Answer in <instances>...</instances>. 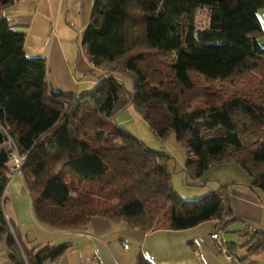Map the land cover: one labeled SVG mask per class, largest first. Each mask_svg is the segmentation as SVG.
<instances>
[{"label": "trees", "instance_id": "trees-1", "mask_svg": "<svg viewBox=\"0 0 264 264\" xmlns=\"http://www.w3.org/2000/svg\"><path fill=\"white\" fill-rule=\"evenodd\" d=\"M16 1L0 0V10ZM263 7L264 0H94L82 43L91 64L110 76L79 95L50 89L46 59L27 56L24 32L0 17V237L7 233L16 264H44L64 246L27 250L7 219L9 138L26 156L21 174L33 215L51 229L80 228L94 215L143 231L214 221L220 232L230 221L227 185L200 199L179 198L171 157L107 121L131 104L157 136L176 134L189 153L187 173L199 177L212 165L238 164L264 194ZM201 11L208 21L198 29ZM173 57L164 72L162 61ZM114 72L130 76L133 88ZM246 72L260 76L247 97L212 85H230ZM64 166L89 180V188L75 190L59 172ZM252 236L247 252H263L264 232ZM228 246L233 251L235 243Z\"/></svg>", "mask_w": 264, "mask_h": 264}, {"label": "crops", "instance_id": "crops-1", "mask_svg": "<svg viewBox=\"0 0 264 264\" xmlns=\"http://www.w3.org/2000/svg\"><path fill=\"white\" fill-rule=\"evenodd\" d=\"M93 1L19 0L1 9L0 17L6 18L13 29L24 32V52L27 56H45L50 42V28H44V23L38 17L59 16L64 2L65 12L68 14L69 6L73 4V19L79 20L84 32L91 18ZM48 5H53L49 11ZM258 16L264 29V7L258 10ZM86 58L83 65L87 71H100L91 64L89 55ZM230 166L232 165H223L221 169L227 170L232 176L230 168L235 167ZM235 170H238L244 180L220 176H214L212 180L219 187L227 185L228 198L231 197L232 204L230 213L261 222L264 216L263 193L251 187L252 180L248 173L237 168ZM5 195L6 198L8 196L5 215L13 222L15 233L25 249L44 244L64 246L57 257L47 259L44 264H228L225 257L216 250L210 236L214 232V221H204L186 229L159 228L143 231L125 221L115 222L107 217L94 215L80 228L51 229L38 222L33 215L29 191L21 173L13 174ZM7 237V233L0 237V247L9 256L12 250L7 244ZM225 243L228 246L231 242ZM93 257L96 259L92 260ZM9 258L6 257V264H11L12 259Z\"/></svg>", "mask_w": 264, "mask_h": 264}, {"label": "rangeland", "instance_id": "rangeland-1", "mask_svg": "<svg viewBox=\"0 0 264 264\" xmlns=\"http://www.w3.org/2000/svg\"><path fill=\"white\" fill-rule=\"evenodd\" d=\"M72 5L69 6L68 14L65 12L64 2L61 5L59 16L57 14L50 18L38 17L44 23V28H50V42L45 56H35H43L46 59L47 80L50 89L54 91L62 90L64 93L79 95L93 91L102 79L110 76V73L103 72L102 69L100 71H87L85 69L83 61H87L86 57L88 55L85 46L82 44V25L78 19H73L75 8ZM51 6L53 5L47 6V11L50 10ZM207 17L206 11L199 13L196 18V26L198 29L205 27L208 21ZM258 42L261 46H264V33L258 38ZM173 59L174 57L165 58L162 61L164 72L171 69L170 65L173 63ZM147 60H150V57H147ZM113 74L126 88H133V81L130 76L120 72H114ZM192 77L196 79L201 76L192 72ZM259 78L260 76L254 72H246L234 77V81L230 85H221V81H214L212 85L220 88L225 94H238L239 96L247 97L250 91L257 87ZM107 121L129 131L152 150L171 157L168 163L171 183L178 197L181 199L189 201L200 199L209 191L218 189L219 185L214 182L215 180H212L214 176L228 179L237 177L240 180H244L238 170H235L236 168L241 169V171L247 174L245 172L246 170L238 164L213 165L199 177H194L187 173L185 171V164L189 158L187 148L177 139L176 134L173 132L164 138L157 136L138 113L134 104L120 110L113 118H108ZM223 165H232L230 167H235L230 168L232 176L229 175L227 170L221 169ZM59 172H61V176L65 181H71L74 184L75 190L87 189L91 184L89 180L75 175L69 166L60 168ZM213 187L215 188L210 189ZM261 197L263 199L262 202H264V194H261ZM5 201L7 205L8 196L6 199H3L4 212ZM228 207H232L231 197H229ZM228 220L230 221L224 229L220 230V233L225 242L235 243V248L232 252L240 259L247 256L244 261L245 264H264V251L261 253H249L246 250L248 241L253 239L252 233L255 230L264 232V216L261 222H255L247 217H238L234 213H230ZM6 257L9 258L0 247V264H6ZM10 262L11 264H16L12 260ZM228 264L231 263L228 262Z\"/></svg>", "mask_w": 264, "mask_h": 264}, {"label": "built area", "instance_id": "built-area-1", "mask_svg": "<svg viewBox=\"0 0 264 264\" xmlns=\"http://www.w3.org/2000/svg\"><path fill=\"white\" fill-rule=\"evenodd\" d=\"M5 133L10 137L8 131L4 129ZM12 146V150L10 152L11 159V168L14 173H21L22 167L26 163V156L21 155L17 150V147L13 140L9 138ZM211 238L214 241V246L216 250L225 257V259L231 264H245L240 258H238L226 245L224 240L222 239L219 231H214L211 233ZM96 257H93L92 260H95Z\"/></svg>", "mask_w": 264, "mask_h": 264}]
</instances>
